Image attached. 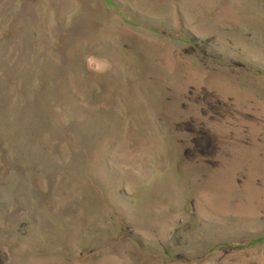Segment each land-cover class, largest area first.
Returning a JSON list of instances; mask_svg holds the SVG:
<instances>
[{"label":"rangeland","instance_id":"obj_1","mask_svg":"<svg viewBox=\"0 0 264 264\" xmlns=\"http://www.w3.org/2000/svg\"><path fill=\"white\" fill-rule=\"evenodd\" d=\"M0 264H264V0H0Z\"/></svg>","mask_w":264,"mask_h":264}]
</instances>
